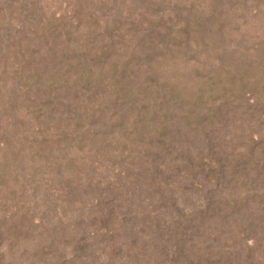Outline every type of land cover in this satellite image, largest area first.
<instances>
[{
  "label": "rangeland",
  "instance_id": "1",
  "mask_svg": "<svg viewBox=\"0 0 264 264\" xmlns=\"http://www.w3.org/2000/svg\"><path fill=\"white\" fill-rule=\"evenodd\" d=\"M0 264H264V0H0Z\"/></svg>",
  "mask_w": 264,
  "mask_h": 264
}]
</instances>
